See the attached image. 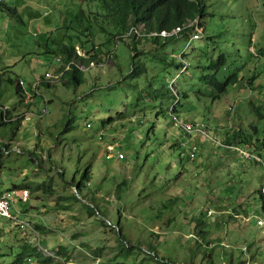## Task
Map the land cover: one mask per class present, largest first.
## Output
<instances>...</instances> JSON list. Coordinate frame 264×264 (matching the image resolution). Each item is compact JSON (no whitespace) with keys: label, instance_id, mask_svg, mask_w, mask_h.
Masks as SVG:
<instances>
[{"label":"rangeland","instance_id":"374dc122","mask_svg":"<svg viewBox=\"0 0 264 264\" xmlns=\"http://www.w3.org/2000/svg\"><path fill=\"white\" fill-rule=\"evenodd\" d=\"M3 2L18 12L5 6L0 11V105L34 120L19 131H0V139L16 141L23 150L0 158V194L29 190L28 202L16 199L12 213L32 226L2 221L0 264L16 261L25 246L37 249L24 252L23 264H264V224L258 222L264 217V146L254 145L256 138L264 142V120L254 112L256 105L264 113V55L255 54L264 43V0H207L212 17L206 30L157 50L177 58L182 70L145 57L133 66L131 49L116 41L99 50L101 66L83 71L80 87L62 79L37 93L36 81L65 63L63 54L49 52L59 50L54 41L84 51L88 39L72 41L78 31L64 25L88 4ZM94 34L97 45L109 40L98 27ZM148 47L156 51L146 44L142 49ZM221 54L229 64L219 77L238 73L240 81L214 100L215 90L201 77L209 58ZM110 55L112 62L102 65ZM146 68L149 74H139ZM156 77L174 91H189L177 112L181 117L206 123L212 137L247 148L263 163L244 162L236 151L184 134L170 116L174 102L148 93ZM19 79L28 99L18 93ZM47 108L50 113L38 118ZM236 129L249 142L233 139ZM195 144L199 149L191 159Z\"/></svg>","mask_w":264,"mask_h":264},{"label":"trees","instance_id":"16d2710c","mask_svg":"<svg viewBox=\"0 0 264 264\" xmlns=\"http://www.w3.org/2000/svg\"><path fill=\"white\" fill-rule=\"evenodd\" d=\"M83 3L88 4V10L80 9L72 21L68 24V20L65 21V27H69L78 31L75 37H71L72 41L75 39L82 40V37L87 38V41H82L83 49L87 55L82 56L79 53V46L75 44H64L57 43L54 44L58 46L59 50H49L51 54H59L65 56V63L57 70L58 73L65 72V79L69 81L67 86L74 85L80 87L84 84L85 80L81 77L83 71L76 64L81 61L88 70L97 68L101 66V62L98 59L99 50L112 42L120 41L126 43V45L132 51V65L137 66L139 60L145 57L148 61L157 63L160 66L166 67L170 66L177 70H182L184 67L183 63L175 58H169L166 54L158 53L157 50H161L167 47L168 44L176 41L181 36L186 37L188 33L194 32L198 29L206 30V26L212 14L209 10L207 0H81ZM9 13L17 14L16 8L8 7L3 1L0 3V11H3V7ZM101 30L103 35L109 37V40L104 44L97 45L95 43L96 28ZM136 30L139 32L137 33ZM168 34V35H163ZM90 39V41H89ZM128 39V41H126ZM93 47L90 48L88 44L92 43ZM131 43H128L130 42ZM151 45L156 51L143 50V45ZM256 50V55L260 59L264 55V43H262ZM112 54L116 52H111ZM255 55V56H256ZM186 52L182 54L181 58L186 59ZM115 55H110L107 61L102 64L104 66L109 65L106 63L112 62ZM180 58V59H181ZM211 61L207 63L206 73L201 77V82L204 86L210 87L215 90L214 100H221L226 96L230 88L238 84L240 81V75L238 73L230 74L224 79L219 77L223 68L229 64V59L226 54H221L217 59L209 58ZM130 60V59H129ZM146 60V61H147ZM182 60V59H181ZM145 61V62H146ZM96 63V67H92V63ZM71 64V65H70ZM146 67V65H145ZM148 73V68L145 70L141 69L139 74ZM168 75L165 77L167 78ZM256 78V77H254ZM17 83L18 93L24 94L25 99L27 98V92L21 85ZM63 81V82H64ZM252 83L250 79H248ZM62 82V83H63ZM56 86V85H55ZM44 87L52 88L50 83L44 84ZM171 84L166 86V81L161 78H154L149 84V95L154 98L153 100L161 99L162 103L167 100L168 102H174V110L178 112L179 107H185L186 101L191 97L188 90L180 88L178 91H174L171 88ZM35 92V91H34ZM148 95V97H149ZM200 99V97H198ZM47 105H50V100L47 101ZM1 106V105H0ZM4 106V105H2ZM49 109V108H48ZM254 112L261 120H264L263 107L254 105ZM18 110L16 112H19ZM11 115L16 114L15 112H10ZM71 121V119L69 120ZM0 131L7 129L9 126H15L19 131L23 126L22 121L0 123ZM3 135V134H0ZM233 139H241L242 142H249V140L243 137L241 129H236L232 132ZM16 132H13L12 138H15ZM246 136V135H245ZM5 140V139H0ZM230 141V140H229ZM13 142V140H11ZM260 143L264 146V142L260 138H256L254 145ZM252 145L253 143H249ZM3 146L11 148V145L2 143ZM2 147H0V151ZM5 155L2 150L0 152V158ZM88 172L85 171L82 174V180H86ZM81 184V183H80ZM79 184V185H80ZM79 189V186H78ZM261 197L264 200V195L261 193ZM29 246V245H28ZM30 247V246H29ZM24 252L27 256L31 255L30 252L36 250L37 247L28 248L23 247ZM22 252L21 255L11 264H23L25 258H27L25 253ZM39 252V251H38ZM41 254L40 252L38 253ZM41 258L40 256H38ZM45 260V259H44ZM51 260V256L46 258V262ZM45 262V261H44Z\"/></svg>","mask_w":264,"mask_h":264},{"label":"built area","instance_id":"2783aa9c","mask_svg":"<svg viewBox=\"0 0 264 264\" xmlns=\"http://www.w3.org/2000/svg\"><path fill=\"white\" fill-rule=\"evenodd\" d=\"M2 1L3 0H0V3ZM198 31L199 33H202L200 29H198ZM136 32L138 33L139 31L136 30ZM163 35H168V34H163ZM198 36L200 35L197 33L196 38H199ZM79 53L80 55L87 57L85 51L83 52L79 51ZM76 65L81 70L90 69V67L86 68L84 65L83 66H81L80 64H76ZM91 65L92 67L97 66L95 62L92 63ZM64 76H65V72L63 73L56 72V74L48 72L43 80L36 81V83L33 85V89L37 93L41 91L42 86L44 87V84L46 83H50L52 86L58 85L61 82H63L62 79H64ZM19 85H21L24 89L26 83L23 80H20ZM27 95L29 94L27 93ZM10 112L11 111H9L6 108V106H0V123L22 121L23 124H26L34 120V118L25 111L15 112L16 114L14 115H11ZM49 113H50V110L47 108L46 110L42 111V113L38 115L37 117L40 119H43L44 115H47ZM170 116L175 126L178 127L184 134L188 135L189 137L199 136L201 139L208 140L212 142L214 145H217L220 149H223L228 152L236 151L239 154L240 159L243 160L244 162L257 161L259 163H263V160L260 156H257L254 153L250 152L247 148L242 149L238 147L239 145L225 144L222 141H220L217 136L212 137L210 134V132L212 133V131L209 129V126L206 123L191 121L187 118L185 119L181 117L177 112H175L174 109L171 110ZM90 126L92 127L91 124ZM0 142L11 145V148L2 146L1 149L5 152V155H11L13 151L17 152L18 154L23 153V150L21 149V144L20 143L16 144V141L7 142V141L0 140ZM195 145L197 146V144ZM196 146H193L190 152L191 159L195 158L198 152L199 148L198 146L197 147ZM109 151L111 152L115 151V147H109ZM121 156L123 157V155ZM261 193L264 195V187L262 188ZM29 197H30V192L27 189H22L19 192L15 190H8L0 194V225L2 221L9 220L11 222H14V221L17 222V224L23 229L26 227L32 228L29 221L20 220L17 215L12 213V210L16 205V199H19L21 202L26 203L29 200ZM258 222L259 224L263 225L264 217L262 219H258Z\"/></svg>","mask_w":264,"mask_h":264},{"label":"bare ground","instance_id":"6f19581e","mask_svg":"<svg viewBox=\"0 0 264 264\" xmlns=\"http://www.w3.org/2000/svg\"><path fill=\"white\" fill-rule=\"evenodd\" d=\"M14 115V114H13ZM1 125V124H0ZM28 202V201H27Z\"/></svg>","mask_w":264,"mask_h":264},{"label":"crops","instance_id":"0c3cea01","mask_svg":"<svg viewBox=\"0 0 264 264\" xmlns=\"http://www.w3.org/2000/svg\"><path fill=\"white\" fill-rule=\"evenodd\" d=\"M19 192V191H18Z\"/></svg>","mask_w":264,"mask_h":264}]
</instances>
